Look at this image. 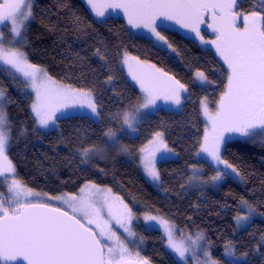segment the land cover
I'll return each mask as SVG.
<instances>
[{
	"label": "snow or ice",
	"instance_id": "1",
	"mask_svg": "<svg viewBox=\"0 0 264 264\" xmlns=\"http://www.w3.org/2000/svg\"><path fill=\"white\" fill-rule=\"evenodd\" d=\"M89 14L105 18L108 10H122L127 23L135 29H147L157 46L177 49L160 30L166 21H172L182 29L195 34L203 45H212L226 66L221 69L225 83L215 102V111L208 108L205 96L200 104L202 115L208 121L202 139L196 141L195 163L188 165L190 175L184 184L189 188L218 185L229 176L243 179L237 167L225 158L229 141L236 137L248 140L260 136L264 139V8L253 6L245 12L238 0H82ZM264 4V0H261ZM61 7L71 17L77 33L94 32L92 24L72 9L67 0ZM34 0H0V24L10 28V39L0 30V70H6L13 80L19 79L27 99L34 96L29 105L33 122L39 129L58 128L62 117L71 119L79 113L80 118L102 123L104 105L94 89L74 87L51 76L47 68L32 63L23 49L28 45L27 28L34 18ZM210 16L207 26L215 33L208 40L201 34L200 25ZM106 23V19H101ZM241 24L242 26H238ZM93 46V56L108 67L104 83L111 85V62L127 66L131 79L139 85L141 97L125 107L110 113L103 131L101 143L91 141L85 135L73 149L81 164H89L94 158H105L109 152L131 154L132 149L123 143V136L136 133L145 113L152 112L163 102L176 108L182 107L183 94L189 89L174 75L155 64H148L131 57L126 50L114 48L98 37ZM80 61L83 57L76 54ZM7 66V67H5ZM18 74V75H17ZM195 77L203 85L215 81L202 70ZM6 87L0 85V184H6L7 195L0 192V264H151L139 251L145 237L140 235L134 222L143 221L146 231L160 230L166 239V248L174 259L187 264L189 256L196 264H221L212 256L211 244L202 230L184 234L175 221L165 214L145 212L139 216L122 197L113 196L111 188L87 182L78 194L48 195L29 187L17 173L16 165L9 157V150L26 128L15 129L6 108L11 103ZM116 123V127L112 123ZM35 130V129H34ZM136 151L142 171L158 187L162 186L158 161H166L179 154L170 148L164 132L156 131L147 143ZM204 165L213 175L205 179ZM100 171H103L101 169ZM239 212L234 216L237 227H246L257 214L256 207L241 198ZM67 209V210H66ZM122 230V231H121ZM181 232L177 242L175 234ZM264 236L255 246V252L264 256ZM199 252L203 259L196 253ZM228 264H247L248 253L236 254L232 242L224 245Z\"/></svg>",
	"mask_w": 264,
	"mask_h": 264
},
{
	"label": "trees",
	"instance_id": "2",
	"mask_svg": "<svg viewBox=\"0 0 264 264\" xmlns=\"http://www.w3.org/2000/svg\"><path fill=\"white\" fill-rule=\"evenodd\" d=\"M61 2L34 0V18L27 28L28 45L23 50L32 63L47 68L49 74L62 83L94 89L104 105L103 122L93 123L80 115H73L71 119L61 118L58 128L46 132L38 130L30 114L31 99H26L18 84L0 70V85L6 87L12 101L6 111L14 129L13 135H18L15 129H27L24 136L14 141L8 153L19 177L35 191L50 195L77 194L87 182L109 187L139 216L146 211L155 215L159 210V213L171 217L184 234L202 230L211 244L213 257L221 264H228L224 245L229 241L235 245L237 255L248 253L247 264H264V256L255 252L256 244L264 236V219H254L241 231H237L234 220V216L241 213V198L264 214L263 143L241 139L227 143L223 154L240 171L242 183L229 177L218 192H185L181 188L190 175L188 165L196 162V141L202 139L205 130L200 102L208 92L195 84L194 73L198 69L205 71L215 81L212 99L219 97L225 83L221 72L225 67L214 49L203 47L175 30L161 29L177 49V56L173 57L151 40L132 33L123 19L109 17L106 23H99L89 14L82 0H67L74 11L92 24L94 32L81 35L72 27L71 17L62 9ZM255 4L258 0H242L240 8L249 11ZM98 37L139 60L155 64L176 76L189 89L180 112L158 108L141 122L138 135L131 137L129 134L122 138L123 143L136 151L151 139L154 132H164L168 146L179 156L157 164L162 181L159 190L147 183L136 164L126 162L122 157L99 163L94 169L81 164L74 155L73 149L85 135L91 141L101 143L109 114L139 98L137 89L128 80L118 60L111 62V74L115 76L112 87L104 83L109 69L102 67L103 62L92 55L93 46H98ZM77 53L84 58L83 61L77 58ZM112 126L117 125L113 122ZM204 168L212 172L208 165ZM138 224L137 232L145 237L142 257L148 258L151 264H180L166 249L160 232L146 231L140 222ZM177 233L181 236L180 231Z\"/></svg>",
	"mask_w": 264,
	"mask_h": 264
},
{
	"label": "rangeland",
	"instance_id": "3",
	"mask_svg": "<svg viewBox=\"0 0 264 264\" xmlns=\"http://www.w3.org/2000/svg\"><path fill=\"white\" fill-rule=\"evenodd\" d=\"M241 1H242V0H238V6H239V7H240V2H241ZM254 6L257 7V8H264V4L261 3V0H258V4H255ZM242 10L245 11V12L248 11V10H246V9H242ZM92 16L94 17V14H92ZM109 17H116V18H121V19H123V20L126 22V25H127L128 29H129L132 33H134V34L137 35V36L145 37V38H147V39H149V40H151V41L153 42V37L151 36V34L148 32L147 29H135V28H133L131 25H129V24L127 23V18H126V16L124 15V13L122 12V10H108V13H106V17H105V18H95V17H94V18H95V20H96L97 22L101 23V22H100L101 19H106V20H107ZM212 22H213V21H212L211 17L208 16V17H205V23H204V24H201V25L199 26V27H200V30H201V34L205 37V39H208V40L215 39V33H214L210 28H208V26H207L209 23H212ZM165 25H167V27L165 28L164 26H162L161 29L175 30V31L179 32L181 35H183L184 37L189 38V39H191V40H194V41L198 42L201 46L206 47V48H207V47H210L211 49H214V51H215L214 46H212V45H203V44H201V43L199 42V39H198L197 37H195V34H194V33H191V32H190L189 30H187V29H182L179 25L175 24L174 22H172V21H166V22H165ZM238 26H242V25H241V24H238ZM161 29H160V30H161ZM0 30H2V31L4 32V38H5L6 40H7V39H10V36H9L10 28H9V27H7L6 25L0 24ZM207 32H208V35L205 34V33H207ZM156 46H157V45H156ZM157 47H158V48H161V49H164V50H166V51H168L169 54H170L171 56H173V57L177 56V54H176V53H173V52L171 51V49H167V48H165V47H161V46H157ZM216 55H217V54H216ZM129 56L134 57V56H132V55H129ZM217 57H218V55H217ZM218 59L220 60L219 57H218ZM141 61H142V60H141ZM220 61H221V63L223 64V61H222V60H220ZM147 63H148V62H147ZM148 64H151V63H148ZM223 66L226 67L224 64H223ZM5 67H7V66H5ZM121 67H122V69L124 70V72L126 73V76H127L128 80L130 81V83H131V84L137 89V91H138V93H139V98H140L141 95H142V93H141V91H140V89H139V85H138L135 81H133V80L131 79V76H130L129 73H128L127 66H122V65H121ZM1 71L4 72L5 75L7 74V75H6L7 77H9V78H11V79L13 80L12 76L9 74L8 71H6V70H1ZM195 73H196V71H195ZM195 73H194L195 84H196L197 86L201 87L202 89H204V90H206V91L208 92V96H207V98H208V108H209L210 111L214 112V111H215V107H216L215 102L219 99V97H218L217 99H212L211 97H212V95H213V92H214V89H215V86H216V85H215V83H213V84H211V85H203V84H201L200 82L197 81V79H196V77H195ZM17 75H18V74H17ZM13 82L18 84V87H19L18 89L20 90V93L25 97V95H24V89H23V87L21 86L19 79H16L15 81L13 80ZM112 85H113V84L108 85V87H112ZM187 94H188V93H187ZM187 94H183L185 98L182 100V107H181V108H176V107H174V106L171 105V104H166V103H163V102H160V103H159V107H158V108H163V109L173 110V111H175V112H180V111L182 110V108H183V103H184V101H185V99H186V97H187ZM29 98L31 99V102H32V99H34V96H29ZM152 112H153V111H152ZM152 112L145 113L144 119L147 117L148 114H150V113H152ZM201 112H202V110H201ZM73 115H80V114H79V113H75V114H73ZM202 117H203V120H204V122H205V127H206L207 124H208V121L206 120V118H205L203 115H202ZM62 118H63V117H62ZM36 128H37V127H36ZM37 129L40 130V131H42V132H46V131H48V130H50V129H52V128H49V129H39V128H37ZM129 134H130L131 137H134V136L138 135V131H137L136 133H129ZM235 139H241V140H245V141L247 140V141L258 142V143H263V144H264V139H262L260 136H257L255 139H252V140H248V139L243 138V137H236ZM235 139H233V140H235ZM165 140H166V139H165ZM231 141H232V140H231ZM138 156H139V153H138L137 151H132L131 154H124V153H120V152H118V151H114V152H109L108 155H107L105 158H103V159H100V158H94L89 164H83V165L86 166V167H89V168L97 169L99 163H102V162H108V161H110V160H112V159H115V158H117V157H122V158L124 159V161L136 164V166L138 167L139 171L141 172L142 176H143L144 179L147 181V183H149L153 188L159 190V187H158L157 185H155L154 183H152V182L146 177V175L144 174V172L142 171V168H141L140 163H139ZM171 158H174V157H170L169 159H171ZM159 162H160V161H158V163H159ZM204 173H205V179H207V176H210V175H213V174H214L213 172H210L209 170H207V169H205V168H204ZM229 177H231V178L237 180L239 183H242V180L239 179V178H235V177H233V176H229ZM229 177H228V178H229ZM228 178H227V179H228ZM227 179H226V180H227ZM226 180H224L223 182H221V183L218 184V185L208 184V185H205V186H203V187H193V188H189V187H187V185H185V187L183 188V190H184L185 192L205 191V190H211V191H216V192H218V191L220 190V187L222 186V184H224V183L226 182ZM99 186H100V185H99ZM100 187H102V188H109V187H106V186H100ZM0 192H4L5 195H7V186H6V184H0ZM78 193H79V192H78ZM78 193H77V194H78ZM48 195H50V194H48ZM60 195H62V194H60ZM112 195H113V196H117L113 191H112ZM66 210H67V209H66ZM240 214H246L242 208H241V213H240ZM141 217H142V216H141ZM254 219H264V214H262V213H260V212L257 211V214L254 215V216L252 217L250 223H251ZM139 222H140V223L142 224V226H143L144 222H143L142 220L139 221ZM136 223H138V222H134V226H135ZM235 223H236V222H235ZM246 227H247V226H246ZM246 227H237V224H236L237 231H241V230L245 229ZM143 228H144V226H143ZM144 229H145V228H144ZM135 230L137 231L136 227H135ZM121 231H122V230H121ZM156 231L160 232L161 235H162V228H161L160 230H156ZM194 234H195V233H194ZM194 234H193V238H194ZM175 238H176L177 242H179L180 239H181V236H179L178 233L176 232V234H175ZM164 240H165V247H166V239H164ZM144 244H145V240H144L143 244H142L140 247H138V248H133L132 245H129V248H130V250H132L133 252H135V251H139V252H140V256L142 257V252H141V250H142V248L144 247ZM166 249H167V248H166ZM168 251H169V250H168ZM210 251H211V253H212V250H211V249H210ZM169 252H170V251H169ZM172 255H173V254H172ZM196 255L199 256L200 259H203V256H202L199 252H197ZM173 256H174V255H173ZM212 256H213V253H212ZM224 257H225V256H224ZM225 259L229 260L230 258H226V257H225ZM180 264H182V262H180ZM187 264H196V259H194V258H192L191 256H189V259H188V261H187Z\"/></svg>",
	"mask_w": 264,
	"mask_h": 264
}]
</instances>
